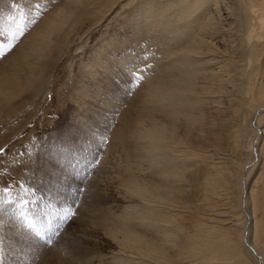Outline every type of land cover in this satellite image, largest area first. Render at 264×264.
Here are the masks:
<instances>
[{
	"label": "bare ground",
	"instance_id": "bare-ground-1",
	"mask_svg": "<svg viewBox=\"0 0 264 264\" xmlns=\"http://www.w3.org/2000/svg\"><path fill=\"white\" fill-rule=\"evenodd\" d=\"M119 1L68 0L49 13L0 69V100L32 86L79 18ZM138 7L132 28L163 34L165 51L145 90L146 113L126 120L124 133L149 144L154 171L124 182L133 204L105 229L126 258L111 264H264V0Z\"/></svg>",
	"mask_w": 264,
	"mask_h": 264
},
{
	"label": "rangeland",
	"instance_id": "rangeland-1",
	"mask_svg": "<svg viewBox=\"0 0 264 264\" xmlns=\"http://www.w3.org/2000/svg\"><path fill=\"white\" fill-rule=\"evenodd\" d=\"M65 1L0 0V48L14 46L0 58V69ZM133 1L96 7L79 18L32 86L0 100V264H111L126 258L105 227L120 224L133 204L124 182L153 176L143 153L149 144L138 142L134 132L125 134L124 124L146 113L141 104L166 40L147 27L136 34L130 18L141 0ZM210 132L205 134L211 138ZM64 215L60 234L49 242L50 229Z\"/></svg>",
	"mask_w": 264,
	"mask_h": 264
},
{
	"label": "snow or ice",
	"instance_id": "snow-or-ice-1",
	"mask_svg": "<svg viewBox=\"0 0 264 264\" xmlns=\"http://www.w3.org/2000/svg\"><path fill=\"white\" fill-rule=\"evenodd\" d=\"M13 7H15V6H13ZM20 35L21 36L24 35L23 31H21ZM13 47H14L13 45L9 44L6 48H0V58H3L7 54H9L12 51ZM4 152H5V149L0 148V154H3ZM70 214L74 215V213H70ZM67 219H68V215H64L61 218L60 223L56 224L54 227H52L50 229L49 242L51 241L52 237L57 236L58 234H60V226L63 223V221L67 220Z\"/></svg>",
	"mask_w": 264,
	"mask_h": 264
}]
</instances>
